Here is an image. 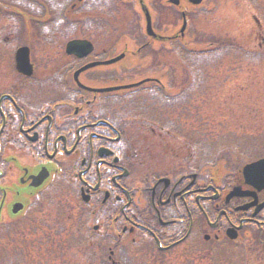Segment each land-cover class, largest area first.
Returning a JSON list of instances; mask_svg holds the SVG:
<instances>
[{"label": "flooded vegetation", "instance_id": "obj_1", "mask_svg": "<svg viewBox=\"0 0 264 264\" xmlns=\"http://www.w3.org/2000/svg\"><path fill=\"white\" fill-rule=\"evenodd\" d=\"M48 1L47 19L19 21L8 18V2L0 0V47L11 52L6 56L12 69L0 86V221L17 222L28 209L38 213L44 203L57 202L64 209L76 202L83 217L93 218L88 221L93 230L115 235L117 250L152 242L162 252L197 249L200 238L229 242L247 236L245 229L253 226L264 229V205L255 212L264 189L246 184L242 173L237 171L236 179L219 177L210 156L200 157L193 147L171 155L163 148L171 167H154V145H141L138 128L150 125L153 130L156 122L129 110L130 98L143 93L93 91L78 83L109 85L119 74L110 65L75 76L88 62L115 56L119 37L110 38L102 20L87 27L81 5ZM98 37L111 41L98 46ZM82 38L92 42L93 51L67 55V42ZM42 43L57 52L47 56ZM25 46L32 64L29 76L15 70V54ZM37 52L44 55L43 63L35 59ZM59 53L61 61L55 60ZM6 56L0 51V62ZM46 171L48 177L39 180ZM236 186L243 195L226 200ZM253 192L257 203L238 208L253 200Z\"/></svg>", "mask_w": 264, "mask_h": 264}, {"label": "rangeland", "instance_id": "obj_2", "mask_svg": "<svg viewBox=\"0 0 264 264\" xmlns=\"http://www.w3.org/2000/svg\"><path fill=\"white\" fill-rule=\"evenodd\" d=\"M143 1L155 18L154 30L164 37L149 41L156 49L164 48L150 52L148 50L147 54L141 55L142 50L136 52L139 44L135 35L138 34L124 36L128 49L122 47V43L118 51L127 49V52L124 51L126 58L117 65L121 68L130 64L133 66L129 68L130 72L123 73L124 78L138 80L156 77L162 81L170 95H175L174 89L184 85L186 70L171 50L172 42L193 51L208 49L211 44L214 49L219 44L216 42H227L224 45L231 44L232 47H226L224 53L213 54L209 60L201 61V64H205L204 72L201 70L204 83L202 85V81L198 82L199 90L196 87H185L184 97L178 100L165 99L157 93L151 98L131 97L130 111L178 125L183 133L180 138L179 133L169 128L154 124L152 131L151 126L147 125L151 132L145 131L141 126L138 128V140L142 146L154 145L151 149L152 159L156 164L154 167L164 170L170 168L172 162L163 149L157 148H165L170 155L173 151L178 152V149L185 152L186 148L191 149L189 140L196 141L202 134L209 139L201 140L198 148L207 151L214 158L211 161L216 167L222 162L220 174L225 173L231 178L236 167L234 164L229 167L227 160L233 157L252 161L264 157V0H202L198 5L180 0L178 7L168 3V0H162L171 8L169 10L159 5L160 0ZM121 9L119 19L114 21L116 29L119 32L123 29L133 30L136 25L134 13L141 12L140 7L136 5L132 9ZM177 9L190 13L183 34L180 33L181 18ZM156 16L160 20L158 23ZM8 17L15 20L17 14L9 13ZM130 20L132 28L128 25ZM22 29L23 27L19 28L18 32ZM136 32L137 27L133 30V33ZM35 33L36 31L34 35ZM108 35L110 38H118L119 33ZM110 38L102 40L98 37L96 44L106 46L111 41ZM39 47L49 57L57 52V48L49 43H42ZM0 51L5 56L10 54L8 47H0ZM40 58L42 62L44 55L37 52L35 59ZM62 59L61 53L55 58L60 61ZM11 70L6 56L0 62V86L5 82L6 74L7 80L11 77ZM192 103L194 107L186 108ZM217 156L222 160H218ZM147 165L151 164L147 162ZM42 191L44 189H40ZM70 206L61 215L62 208L57 202H54V208L44 203L38 213L34 214L32 209H28L17 222L0 221V264H80L81 260L85 264H106L109 254L107 247L104 248L105 251H98L100 260L95 262L92 251L97 242L90 243V238L86 243L83 242L88 251L83 259L80 251L83 244L79 239L84 240L85 235L81 233L78 238L72 233L78 230L77 213L80 205L75 202V206ZM80 217L83 220L82 214ZM86 227L89 230L87 223ZM97 235L101 236V233ZM194 245L203 248L200 242L195 241ZM253 246L260 251L250 252L249 255L227 241L216 243L212 248L210 262L203 257L202 251L195 253L193 257L184 255L183 250H178L183 249L182 247L166 253L152 252V242L137 247L127 246L128 254L120 256L121 252H115V255L123 264H264V247L256 244Z\"/></svg>", "mask_w": 264, "mask_h": 264}, {"label": "water", "instance_id": "obj_3", "mask_svg": "<svg viewBox=\"0 0 264 264\" xmlns=\"http://www.w3.org/2000/svg\"><path fill=\"white\" fill-rule=\"evenodd\" d=\"M193 3H199L201 0H191ZM174 2H178V0H174ZM79 46V45H78ZM18 66L22 68L24 64H22L23 59L19 58L17 59ZM131 85H124V86H116L118 87H129ZM243 174L247 182L251 183L257 188L264 187V158L257 160L253 163L247 164L243 168ZM45 176V173H39V180H42ZM231 194H235V190L231 192Z\"/></svg>", "mask_w": 264, "mask_h": 264}, {"label": "trees", "instance_id": "obj_4", "mask_svg": "<svg viewBox=\"0 0 264 264\" xmlns=\"http://www.w3.org/2000/svg\"><path fill=\"white\" fill-rule=\"evenodd\" d=\"M216 43H219L217 47H215L213 50H204V51H201L199 52L200 55H217L218 53L220 52H225V48L226 47H232L231 44H227V45H224L226 44L227 42L225 43H222V42H216ZM239 51V50H238ZM243 53V51H241ZM187 85L190 84V79H186V82H185Z\"/></svg>", "mask_w": 264, "mask_h": 264}]
</instances>
